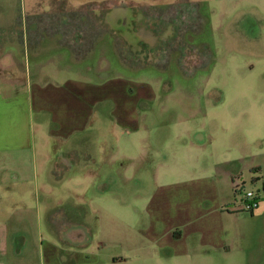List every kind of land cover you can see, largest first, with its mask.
Wrapping results in <instances>:
<instances>
[{
	"label": "rangeland",
	"instance_id": "374dc122",
	"mask_svg": "<svg viewBox=\"0 0 264 264\" xmlns=\"http://www.w3.org/2000/svg\"><path fill=\"white\" fill-rule=\"evenodd\" d=\"M42 1L0 0V45L16 52L19 68L25 71H10L7 76L13 74L22 88L39 77L51 82L75 77L100 83L96 75L100 72L109 80L114 101L94 106L83 132L71 139L50 137L53 122L45 117L39 127L34 116L32 152L0 156V177L29 181L32 264H41L38 228L42 241L48 239L59 247L60 264H264V231L247 212L231 221L225 250L191 247L186 255H173L170 248L157 247L139 233L148 227L145 210L157 186L187 178L171 159L176 143L192 141L182 133L175 139L178 129L229 126L241 132L231 147L258 150L255 160L248 155L242 163V192H256L250 164L264 158V139L261 150V141L248 142L246 133L250 130L264 136V130H259L264 121V0H164L139 3L132 14L120 9L112 19H132L130 29L135 37L116 39L117 49L111 52L108 48L109 54L101 55L96 48L78 63L70 62V54L56 51L59 37L54 31L61 32L62 44L77 51L90 50V38L107 33L104 16L115 0ZM32 21L36 30L30 37L26 31ZM43 32L51 37H44L33 53L30 41ZM107 42L113 46L105 38L100 45ZM33 64L39 67L34 69ZM139 89L145 91L136 101L141 118L132 126H142V131L139 136L129 135L123 125L122 102L135 103ZM76 140L92 144L95 160H71L69 153ZM213 142L217 152L224 149L220 138ZM103 148L113 149L109 162L101 161ZM140 151L144 157L134 159ZM127 154L134 157L126 159ZM199 166L204 164L200 161ZM45 196L53 205L57 197L67 198L61 206L51 204L44 211ZM81 220L90 225L91 232L82 233L83 241L67 240L70 230L86 229L79 224ZM61 226H65L64 242L57 237Z\"/></svg>",
	"mask_w": 264,
	"mask_h": 264
},
{
	"label": "crops",
	"instance_id": "0c3cea01",
	"mask_svg": "<svg viewBox=\"0 0 264 264\" xmlns=\"http://www.w3.org/2000/svg\"><path fill=\"white\" fill-rule=\"evenodd\" d=\"M39 1L43 2L42 0ZM176 1L184 3L189 0H169L168 3ZM115 2L114 6L109 8L104 16L107 33L98 39L94 35L95 38L90 50L84 57L78 58L72 46L61 43V32L59 31L53 33L59 37L56 51L70 54L69 59L73 63L81 62L91 55L96 48H99L101 55L109 54L108 48L114 52L116 39L122 40L123 38L124 40L126 37L134 38L135 36L130 29L132 19L119 22L118 19H112L113 15L118 13L120 9L132 14V9H135L139 3H164V0H115ZM35 24V21L30 22V27L26 31L27 36L35 35ZM46 36L51 37L45 32L36 36L40 39L36 44L30 43L32 52L33 50L37 52L39 43ZM92 38L93 36L90 39ZM104 38L107 41L110 40L113 46L110 47L108 42L105 45H100V41ZM78 41L81 44L84 42L82 37ZM137 41L136 39L135 42L137 43ZM129 42L132 43L131 40ZM15 54L16 52L11 48L5 50L0 45V156L12 153L20 154L29 152V150L32 152L34 149V116L39 127L45 122V117L53 122L55 128L49 130L48 135L50 137L71 139L83 132L93 113L94 106L114 101L112 90H109L107 83L109 80L106 81L107 78L103 77L100 72H96L100 83L82 81L75 77H69L62 82H51V80L47 81L39 77L35 79V82H27L20 88V80L13 77V74L11 76L6 74L14 70L17 74L25 73L23 67L19 68V59ZM106 66L108 69L109 66ZM33 67L36 69L39 64H33ZM32 77L30 76V81ZM126 93H128L127 87ZM144 96L145 91L139 89L135 103L131 104V100L122 102V116L126 122L123 125L129 135L138 134L139 136L142 131V126H132V123L137 124L141 118L140 112L136 110V101ZM84 105L86 106L85 110ZM233 118L236 119L237 116ZM260 129L264 130V121L260 123ZM193 130L180 131L178 129L174 133L177 140L179 139L178 134L182 133L187 134L192 141L173 144L174 149L171 153V159L181 167L187 178L180 179L171 185L157 186L145 210L149 218L148 227L139 231L140 235L143 234L153 245L170 248L173 255H186L191 247L198 249L210 247L223 250L228 247L231 238L229 236L231 221L237 220L243 213L239 210L242 203L240 196L234 191V183L244 185L241 171L242 163L248 155H252L253 160H255L258 152L254 148L250 152V150H244L242 147L239 149L231 147L234 145V140H240L237 134H241V132L229 128V126ZM247 132L246 140L254 142L259 139L261 141L259 148L263 150L264 136L256 135V132L250 130ZM197 134L202 136L196 138ZM215 138H220L224 146V149L218 152L216 145H214L215 142H213ZM183 139L181 138V140ZM139 145V149H142L143 144L139 143ZM70 151L69 156L73 161L75 158L77 161H93L96 158L92 144L82 145L76 140ZM124 157L132 159L134 156L127 154ZM143 157L144 154L140 151L134 159L141 160ZM162 157L166 158L167 156L164 154ZM112 159L113 149L108 151L103 148L101 161L109 162ZM182 159L184 161H181ZM200 161L204 166L197 168L196 165ZM260 161H253L250 164V170L254 172L250 181L257 186L256 190H259L258 208L250 214L251 219L257 220L260 225L258 226L259 230L264 231V158ZM172 177H184V175L174 174ZM12 182H14V186L9 185ZM20 183L21 190L18 189ZM28 185V180H18V177H0V264H32L35 260L32 256L35 253L34 236L30 232L31 201ZM102 188L104 190L109 189L108 186H102ZM232 194L234 202L232 201ZM65 198L67 197H57L55 205L61 206L65 202ZM51 204V199L47 196L43 197L44 211ZM261 204H263L262 207ZM79 224L86 229L70 230L68 237H66L67 240L83 241L84 235L87 234L86 230L91 232L90 225L84 220L79 221ZM64 227L61 226L58 229L57 236L62 242L66 241L62 238ZM175 231L179 233V236L173 235ZM38 232L40 233V228H38ZM39 233L37 234V241H39V261L41 264H60L61 251L59 247L48 239L42 241V235Z\"/></svg>",
	"mask_w": 264,
	"mask_h": 264
},
{
	"label": "built area",
	"instance_id": "2783aa9c",
	"mask_svg": "<svg viewBox=\"0 0 264 264\" xmlns=\"http://www.w3.org/2000/svg\"><path fill=\"white\" fill-rule=\"evenodd\" d=\"M234 191L235 193L240 194L241 198V207L240 211L247 212V213H253L257 208L259 204V195L254 190H247L245 192L243 191V184L234 183Z\"/></svg>",
	"mask_w": 264,
	"mask_h": 264
},
{
	"label": "trees",
	"instance_id": "16d2710c",
	"mask_svg": "<svg viewBox=\"0 0 264 264\" xmlns=\"http://www.w3.org/2000/svg\"><path fill=\"white\" fill-rule=\"evenodd\" d=\"M62 3H67V1H65V0H60ZM103 1H109V0H103ZM109 7L110 6H108V9H107V11L109 10ZM94 36H93V38L92 39H90L89 41H88V43L89 44H92V41L94 40ZM40 38H38L36 41H35V39H33V40H31L30 41V43H32V44H35L38 40H39ZM88 50H89V47L87 48V49H85V50H82V51H77V50H75V53H76V56L78 57V58H80V57H83L87 52H88ZM256 192L258 193V195H259V190H256ZM173 235L175 236V237H177V236H179V233L178 232H173Z\"/></svg>",
	"mask_w": 264,
	"mask_h": 264
}]
</instances>
